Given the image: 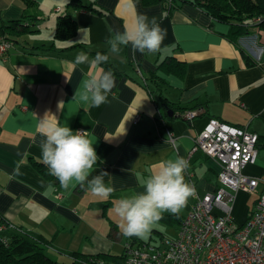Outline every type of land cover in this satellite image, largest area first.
Here are the masks:
<instances>
[{
	"label": "crops",
	"instance_id": "0c3cea01",
	"mask_svg": "<svg viewBox=\"0 0 264 264\" xmlns=\"http://www.w3.org/2000/svg\"><path fill=\"white\" fill-rule=\"evenodd\" d=\"M84 1L102 14L68 8L69 0H0V36L1 27L11 22L37 21L30 30L13 34V48L0 57V221L38 237L49 256L59 253L70 261L77 254H122L133 240L118 227L114 203L143 192L158 165L178 154L188 161L184 178L195 195L178 215L162 214L176 218L174 225L160 219L150 230L151 236L165 239L158 227L170 226L177 238L179 221L198 198L220 188V163L192 152L211 120L264 137V28L245 23L249 33L237 36V25L219 22L182 0L171 11L151 0ZM64 13L76 20L78 31L74 39L60 42L54 37ZM137 14L155 18L166 31L159 50L140 53L129 44L112 54L108 40L130 27ZM52 44L55 48L48 50ZM81 51L89 58L91 52L107 54L111 69L77 65ZM101 69L115 77L107 103L97 108L73 100L81 80ZM191 111L200 114L188 120ZM43 118L97 137L93 147L99 159L89 180L109 173L104 180L114 192L108 199L92 195L87 182L65 189L33 164L48 169L40 147ZM243 174L260 184L253 194H236L232 218L237 227L264 193L263 146Z\"/></svg>",
	"mask_w": 264,
	"mask_h": 264
},
{
	"label": "clouds",
	"instance_id": "9594fccd",
	"mask_svg": "<svg viewBox=\"0 0 264 264\" xmlns=\"http://www.w3.org/2000/svg\"><path fill=\"white\" fill-rule=\"evenodd\" d=\"M165 36L166 31L155 18L149 20L146 15L137 14L130 27L108 40L109 51L119 54L122 46L131 44L140 53H155ZM108 60L107 54L97 53L89 58L86 52L81 51L77 53L74 63L97 68ZM114 87L113 73L101 69L81 80L79 87L75 89L73 100L98 108L107 103L108 95ZM39 129L44 137L40 144L42 161L48 167L49 174L63 188L87 182L92 195L105 200L112 195L114 188L106 185L104 180V177L109 176L106 171H101L89 180L99 159L93 147L97 140L95 135L89 131L74 132L68 126H61L58 121L46 118L41 119ZM170 135L171 133L168 134ZM187 167L188 161L177 154L158 165L146 180L143 192L121 198L114 203L112 211L118 218V227L124 236L143 238L152 225L162 219L164 212L176 215L180 213L188 199L195 195V188L185 182L184 172ZM15 171L20 174L19 166Z\"/></svg>",
	"mask_w": 264,
	"mask_h": 264
},
{
	"label": "built area",
	"instance_id": "2783aa9c",
	"mask_svg": "<svg viewBox=\"0 0 264 264\" xmlns=\"http://www.w3.org/2000/svg\"><path fill=\"white\" fill-rule=\"evenodd\" d=\"M12 48L11 41L0 37L1 58ZM199 114L191 111L186 118ZM258 142L257 134L211 120L192 152L201 151L220 163L219 190L198 198L181 222L177 238H165L160 245L127 242L122 252L124 264H264V193L243 226H235L232 218L236 194H253L260 184L259 179L243 174L257 158ZM14 230L24 233L7 220L0 222V236ZM88 264L105 263L90 259Z\"/></svg>",
	"mask_w": 264,
	"mask_h": 264
},
{
	"label": "trees",
	"instance_id": "16d2710c",
	"mask_svg": "<svg viewBox=\"0 0 264 264\" xmlns=\"http://www.w3.org/2000/svg\"><path fill=\"white\" fill-rule=\"evenodd\" d=\"M24 3L28 0H22ZM179 0H151V3L162 2L169 11L175 9ZM182 3H188L195 7L200 8L208 15L217 19L219 22L237 25V36L248 34V26L245 23L253 24L264 28V0H182ZM68 8L80 9L84 11H90L98 14H102V11L98 9L93 3H86L84 0H69ZM31 18V17H30ZM29 18V19H30ZM9 26L1 27V36L8 41L14 43L12 35H19L20 33L30 30L37 25L35 19L28 21H14ZM78 26L76 20H74L69 13H64L58 16L55 40L60 42H66L74 39L77 36ZM55 48V44H52L48 50ZM67 50V49H65ZM97 53L103 54L101 51L91 52L94 57ZM105 64V63H104ZM105 66L111 69L110 64ZM168 107V105H166ZM264 147V137H259L257 145L258 152L260 147ZM33 164L40 169L43 174L57 181V179L49 174V170L42 166L37 161H32ZM4 220V219H3ZM1 220V221H3ZM163 223L167 225H174L176 218L173 216H165L161 219ZM0 221V222H1ZM183 220L179 221L180 223ZM155 234L158 231L154 230ZM161 236V235H159ZM133 241L132 243H138L139 245H148L152 241L145 243L144 241H137L135 236L129 237ZM161 243L164 237L160 238ZM90 259L103 261L105 264H124V256L120 254L116 255H97V256H85L81 254L74 255L70 264H88ZM0 264H65L62 263L46 253V247L38 237L32 236L29 232L15 233L10 231L6 236H0Z\"/></svg>",
	"mask_w": 264,
	"mask_h": 264
},
{
	"label": "rangeland",
	"instance_id": "374dc122",
	"mask_svg": "<svg viewBox=\"0 0 264 264\" xmlns=\"http://www.w3.org/2000/svg\"><path fill=\"white\" fill-rule=\"evenodd\" d=\"M255 197V196H254ZM252 197V198H254ZM158 230L161 231V233H163V235H165L166 237L170 238V239H174L173 237H176V232L175 230H173V227L170 226H159ZM150 231L146 234L145 237H143V241L145 243H148L149 241H152L151 244H156V245H160L161 244V240L159 238L158 235H152L150 237ZM153 238V239H152ZM48 254V252H46ZM50 253V252H49ZM52 257H55V259H57L58 261L65 263V264H70L71 261L69 260L68 257H64L62 254H54V253H50Z\"/></svg>",
	"mask_w": 264,
	"mask_h": 264
},
{
	"label": "water",
	"instance_id": "95a60500",
	"mask_svg": "<svg viewBox=\"0 0 264 264\" xmlns=\"http://www.w3.org/2000/svg\"><path fill=\"white\" fill-rule=\"evenodd\" d=\"M172 115V113H170Z\"/></svg>",
	"mask_w": 264,
	"mask_h": 264
}]
</instances>
